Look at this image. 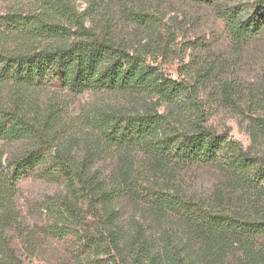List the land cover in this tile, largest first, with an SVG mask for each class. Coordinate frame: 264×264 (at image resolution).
<instances>
[{
	"label": "trees",
	"instance_id": "16d2710c",
	"mask_svg": "<svg viewBox=\"0 0 264 264\" xmlns=\"http://www.w3.org/2000/svg\"><path fill=\"white\" fill-rule=\"evenodd\" d=\"M13 1L0 7V143L15 147L0 152V264H27L42 241L74 245L81 264H264V158L207 125L210 67L191 83L172 79L150 48L116 37L110 21L87 26L75 0ZM187 1L216 8L235 43L264 31V0ZM103 2L92 1L95 12ZM118 8L128 25L175 35L155 14L123 1ZM48 90L58 95L43 101ZM85 93L154 102L91 108L81 146L60 96ZM219 94L232 103L231 86ZM247 120L264 138V118ZM207 167L222 181L197 193L182 174ZM35 178L63 193L48 204L46 223L31 226L15 197Z\"/></svg>",
	"mask_w": 264,
	"mask_h": 264
},
{
	"label": "rangeland",
	"instance_id": "374dc122",
	"mask_svg": "<svg viewBox=\"0 0 264 264\" xmlns=\"http://www.w3.org/2000/svg\"><path fill=\"white\" fill-rule=\"evenodd\" d=\"M93 0H75L79 11H88L87 26L105 25L110 21L113 34L124 41L150 48L155 53L157 64L172 79L191 83V77L199 69L209 71L207 91L201 96L207 125L217 132H228L229 136L240 142L251 153L264 158V138L257 136L247 120L248 115L264 118V31L246 44L233 42L219 19L217 10L211 6L199 5L187 0H104L101 8L95 12L91 5ZM129 3L132 8L155 14L170 32L161 35L148 30L137 29L128 25L119 15L121 2ZM128 1V2H126ZM13 0H0V7L11 4ZM100 10V11H99ZM144 48V47H143ZM222 84L233 88L232 103L225 104L219 98ZM7 91L0 88V99L6 97ZM58 95L48 90L42 96ZM61 101L65 111L63 119L71 126H78L77 139L84 145L86 134L81 130V119L85 112L98 106L128 107L142 109L144 105H153L154 100L143 96H120L115 94L96 95L85 93L78 97L62 94ZM254 99L252 100V98ZM251 98V99H250ZM159 107V111H164ZM15 147L0 143V152L7 155ZM111 162V161H109ZM111 167V164L108 163ZM187 185L197 193H210L222 175L216 168H196L182 174ZM58 183L35 179H25L18 185L15 197L21 214L28 219L31 226L46 223V209L51 200H57L63 193ZM172 237H175L172 235ZM43 253L36 255L27 264H81L79 253L74 245L59 247L42 241ZM15 243L18 244L16 241ZM180 242L174 238L172 246Z\"/></svg>",
	"mask_w": 264,
	"mask_h": 264
}]
</instances>
